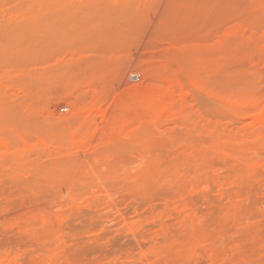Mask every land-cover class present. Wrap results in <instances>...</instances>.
<instances>
[{
    "label": "rangeland",
    "instance_id": "rangeland-1",
    "mask_svg": "<svg viewBox=\"0 0 264 264\" xmlns=\"http://www.w3.org/2000/svg\"><path fill=\"white\" fill-rule=\"evenodd\" d=\"M263 109L264 0H0V264H264Z\"/></svg>",
    "mask_w": 264,
    "mask_h": 264
},
{
    "label": "bare ground",
    "instance_id": "bare-ground-1",
    "mask_svg": "<svg viewBox=\"0 0 264 264\" xmlns=\"http://www.w3.org/2000/svg\"><path fill=\"white\" fill-rule=\"evenodd\" d=\"M159 15L161 16V13ZM160 16L158 18H160ZM167 75H169V74H167ZM171 78H172V76H171ZM174 78H176V77H174ZM174 80H176V79H174ZM177 81L180 82L181 80H177ZM176 82L174 81V83H176ZM179 82H177V83L180 84ZM174 83H173V86L170 85V83H169L170 86L167 84L166 85L167 87L166 86H164V87L163 86L162 87H157V86L154 87L153 86L150 88H143V89L141 88L140 90H138L134 94H132L127 100L122 101V104L126 107H130L132 110L131 117L134 119H138V120H145V119L154 120V119H158V117L160 118L161 116H165V115H172L173 116V115L177 114L178 112H184L186 110V106H187L186 102H185V90L182 88L183 87L182 85H178L176 83V85L178 87L182 86L179 88V94L176 93V91H175L176 88L174 87V85H175ZM59 93H60V91H59ZM61 96H58V97H60L61 100H66V96H64V95L62 97ZM60 98H59V101H60ZM74 111L78 115H86L87 117H90L91 119H94V120H96L98 117L104 118L108 114V109H105L100 104L99 101H94L91 105H89L88 107H85V108L75 106ZM52 113L56 117H58V118L60 117V115H58L56 112L53 111ZM60 118H62V117H60ZM253 119H252V121H253ZM254 120H255V123H254V121L252 123L254 125H256L255 127H257L258 129L261 127L262 130H264V126H263L264 125V112L262 114H259V116H256V119H254ZM262 123H263V125H261ZM257 124L260 127L257 126ZM261 128L259 130H261ZM256 130L257 129H255V131ZM73 133H75V132H73ZM256 133H257V131H256ZM258 133H259V131H258ZM79 134L78 135L76 134L74 136L72 135V136L74 138V143H75L74 145H76L75 147L79 148L80 150L87 147L88 144L93 139H96V137H97V131L96 130L91 131L90 133H87V135H84V137L82 136V134H80V135ZM72 147H74V146H72Z\"/></svg>",
    "mask_w": 264,
    "mask_h": 264
},
{
    "label": "built area",
    "instance_id": "built-area-1",
    "mask_svg": "<svg viewBox=\"0 0 264 264\" xmlns=\"http://www.w3.org/2000/svg\"><path fill=\"white\" fill-rule=\"evenodd\" d=\"M68 109H69V107L68 106H65V105H63V106L60 107V111L61 112H66V111H68Z\"/></svg>",
    "mask_w": 264,
    "mask_h": 264
}]
</instances>
